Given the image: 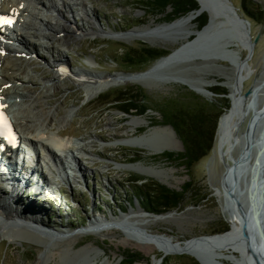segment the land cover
Masks as SVG:
<instances>
[{"label":"rangeland","instance_id":"obj_1","mask_svg":"<svg viewBox=\"0 0 264 264\" xmlns=\"http://www.w3.org/2000/svg\"><path fill=\"white\" fill-rule=\"evenodd\" d=\"M162 1L87 0L88 7L93 10L88 16L84 14V9L80 5L75 7V10L66 13L65 17L71 20L75 30L90 31L91 27L96 24V29L99 31L94 36L81 41H74L68 37L67 44H63L64 48H61L67 56L68 68L75 72L86 71L104 75L109 79L122 73L145 72L151 69L156 60L133 64L129 58L140 59L142 57L139 56L140 53L146 48L165 50L167 52L164 56L179 48L183 41L176 37L184 32L180 28L174 29L176 26L171 28L168 25L177 24L201 9L199 5L194 13L191 11L185 14L181 13L184 0H167L165 4ZM230 1L236 9H239L241 17L246 18L243 13V0ZM54 2L62 7L61 0H54ZM80 2L81 0L76 3ZM247 4L255 13L260 11L263 20L254 22L252 25L253 40L256 37H259V40L255 46L254 55L248 60L247 67L241 73V76L247 77L244 92H247L255 82L264 80V0H248ZM24 6L32 11L35 9L31 2H25ZM34 11L46 15L45 12ZM207 12L198 14L193 22L195 30L201 31L208 24ZM47 15H53V25L64 24V20L59 19L55 9ZM27 17L29 19L27 18L25 27L23 26L24 31L33 32L38 24L43 31H46L47 27L41 25L42 20L39 17L38 19L32 18L30 14ZM223 20L217 17L215 23ZM163 26L167 28L160 29ZM146 27L154 32L150 37L155 39L156 45L143 38L123 40L118 36L109 35L111 31L122 34ZM100 33L104 34L100 35ZM196 37L193 34L190 41ZM49 41L45 39L40 42L48 45ZM11 42L13 43H7L8 47L19 48L20 42ZM232 44L234 45L232 48L237 50L243 59L248 56L249 51L241 42L234 41ZM217 45L210 37L202 44L203 49L209 51L217 49ZM25 46L27 47L26 52L18 53L11 50L12 54H8L12 58H18L31 64L29 78L12 84L11 92L17 91L18 95H10L9 101L11 104L17 103L20 106L18 98L34 96L42 90H48L47 94L52 98L47 108L59 104L60 116L71 113L66 125L59 128V131L64 134L63 141L70 143L72 149V144L87 143L91 154L87 157L77 154L84 169L83 177L78 173L80 178L74 176L68 180L65 172H60L56 167H52L51 170L43 165L32 177L34 185L37 180L40 182L42 180L39 184L41 188L39 194L36 195L32 190L34 187L30 185L26 193L22 191L12 194L10 188H6L8 194L0 193V196L4 195L5 199L6 196H14L19 201V208L24 210L32 202V209L24 211L28 212V218L30 215L35 217L33 210L38 211L44 208V216H47V220L45 221L46 228L43 227V230L53 233L52 237L43 234L45 241L39 238L19 241L3 239L0 242V264H44L43 262L45 264H88L94 259V264H126L124 255L128 251L142 254L143 259L135 264H158L159 259H163L160 264L165 262L193 264L194 258L188 254L173 253L165 256L163 249L150 243L153 241L151 238L171 239L175 245L185 247L189 239L222 234L230 230L224 211L226 202L222 188L226 161L220 156L217 134L212 151L194 163L191 168L187 167L181 159L185 153V146L177 135L183 149L181 152L166 151L162 154H152L138 147L118 145L128 139L148 135L155 129L169 127L165 124L163 116L165 106L168 104L175 101L189 103L192 101L191 95L194 94L204 101L221 106L224 104V96L204 98L190 90L187 85L165 82L160 79V83L152 88L131 83L114 85L92 99H88L81 85L64 79L60 82V91L56 93L52 87H49L54 74L48 64L53 61L54 54L43 49L37 53L32 52V47L28 43ZM57 56L59 57V54H55V58ZM61 58L62 55L59 59ZM161 70L164 73L174 74V77L211 83L208 89L215 94L216 92L221 93V90H226L228 94H231V91L229 92L226 87L216 82H229L237 78L236 68L229 61L221 59L198 58L187 65ZM260 95L259 104L264 100V92ZM15 104L14 107L18 108L19 106ZM133 105H137L139 111L131 110ZM143 108H149V110L142 115L141 109ZM60 116L58 119L61 118ZM132 117L146 119L148 123L142 124L136 131H130L128 122ZM247 120L243 122L244 127L245 124L247 126ZM56 126L54 131L58 132L56 129L59 125ZM28 137L33 138L30 135ZM165 138V135L160 132H155L151 136V140L156 143ZM24 146V154L31 155L27 144ZM230 147V143L224 146L226 153ZM215 150L217 153L214 152ZM235 152L237 153L236 148H233L231 153L236 155ZM169 153L174 155L172 159L167 158L166 155ZM64 161L66 159L63 157ZM38 163L36 159L35 164ZM139 163L159 170L160 176L167 180L170 186L157 178L119 168L121 165ZM227 163L230 164L231 161ZM25 165V167L31 166L28 162H25ZM18 168L21 169L22 165H18ZM67 171L71 173L73 170L68 169ZM26 173L29 176L32 175L31 170ZM45 180H47L46 184H44ZM155 183L183 194V200L177 209L163 211L156 206L153 208L148 202L144 204L138 195L134 194L135 191L152 190V185ZM158 210L160 211L157 212ZM103 216L109 220L113 218L117 220L114 223L105 224L103 226L105 229H99L100 227L96 226L94 227L96 230L92 233L78 234V232L85 231L88 226L94 225L96 218ZM70 235L75 237L69 239ZM27 237L30 236L23 238ZM52 249L55 250L54 256L50 254ZM226 254L230 253L226 252ZM235 255L238 258L236 253Z\"/></svg>","mask_w":264,"mask_h":264},{"label":"bare ground","instance_id":"obj_2","mask_svg":"<svg viewBox=\"0 0 264 264\" xmlns=\"http://www.w3.org/2000/svg\"><path fill=\"white\" fill-rule=\"evenodd\" d=\"M61 1H62V7H59L54 2V0H0V14L3 12H10L14 15L16 14L19 15L18 23L22 25V27L23 26L25 27V24L27 23L26 19H24L23 17L24 16L27 17L28 14H30L32 18L35 17L36 19H38L39 17L42 20L41 25L43 26L46 25L47 27L46 31H43L40 28L39 24L38 27L36 26L37 28L33 29V32L24 31L25 29L24 30L9 29L8 30L9 34H8L7 30L5 31L6 33L2 31L3 39L11 40V41H19L21 47H19L18 50H14L10 46L6 47L5 43L0 39V52L6 51V53H8L11 52V50L13 52H18V53H22L24 51L26 52L27 47L25 46V44L27 45V43L32 47V52L37 53L41 49L47 50L48 52H52L54 54L53 56L54 59L48 65L49 67L52 68L54 75L52 77L53 81L49 85V87L50 88L52 87L54 92L57 93L60 91V85H61L60 82H62L64 79H68L73 83H77L78 85H81V87L85 89L88 99H92L96 97L101 92L114 85L131 83V84H142L148 88H152V86L156 85L157 83H160V80L165 82L181 83L187 86H191L193 89L197 90L200 93H206L207 91H210L208 88L210 87L211 83L194 82L189 79L174 77V74L171 73H164L161 70L164 68L162 67L164 66L162 62H159L156 65H154V67L151 68V71L147 75L132 76V75L119 74L110 79L107 76L98 75V74L96 75L93 74L92 72H86V71L75 72L70 70L67 65V56L65 54V51L61 49L64 48L63 44H67L66 41L68 37H71L72 38L71 40L74 41H81L89 38L90 36H94L96 33H99V31L96 29L97 28L96 24H94L91 27L90 31L86 30L82 32L79 30H75L74 29L75 27L74 28L72 27L71 20L68 17L67 18L65 17L66 13L75 10V7H78L79 5L84 9V14L86 16L92 13L93 10L88 7L87 0H81L80 3H76L77 1L80 0H77L75 3L72 2L74 0H61ZM199 1L203 5V9H199L197 13H194L191 16L180 20V22L177 24L168 25L171 28H174L176 26L174 29L180 28L183 30L184 34L178 35L176 37L177 39L183 41L182 44L183 46L186 45L188 42H191L190 37L193 34H195L196 36H199L201 34V31L195 30L193 26L194 20L197 18L198 14H200L199 11H201V13L204 11H208V12L211 11V13H213L211 8L207 5L206 0H199ZM25 2H31L34 5L35 8L34 10L36 11L39 10V12H45L46 15L42 13H36L34 10L33 11L29 10L30 8L24 7ZM54 9L57 11L59 19L64 20V24L57 23L56 26L53 25L52 22V20H54V18H52L53 15L48 16L47 14L50 15V11ZM20 16L22 18H20ZM211 18L215 22L217 16L213 13L211 14ZM164 28H167V26H163L160 29H164ZM101 34L104 33H100V35ZM153 34L154 32L150 31V29L147 27L138 28L129 33L120 34V33H114L112 31L109 33L110 36H115V37L118 36V38L123 40L143 38L146 41L150 42L151 44L156 45L154 41L155 39L150 37L153 36ZM45 39L50 40L48 45H45L44 43L40 42L41 40H45ZM241 43L249 51L250 43L249 42H241ZM55 54H59V57H61L62 55V58L59 59L58 56L55 58ZM249 59L250 58H248V60ZM19 61L21 60L18 58H12L10 56L2 57V55H0V96H1L0 105L4 106L7 109V111H9V113L11 114L15 122L17 131L22 138V142L24 144L29 143L28 147L31 150L30 151L31 155H29V159H27L26 162L31 163V166L25 167L24 164L21 170H16L12 166L10 167L9 165L8 170H6L5 172L4 170H2V175L0 176V193L6 192V194H8V189L6 188H10V190H12V194L22 191L26 193L27 191L26 189L30 185L34 187L32 190L37 195V193L39 194V191L41 190L39 184L42 182V180L41 182L40 180H37L38 184L36 183V185H34L35 183L33 184L34 180L32 179V177L34 174L39 172L40 166L44 165L45 167H48L51 170L52 167H58L61 169L60 172L66 173V177L68 180L74 176L80 178L79 174H81L83 177L84 169L83 166H81V159L78 157L77 154L87 157L91 153L87 147L88 146L87 143H82L80 145L72 144L73 146L72 149L70 148L71 147L70 143H65L63 141L64 134L61 131H59V128H61V126H63L64 124L66 125V122L70 118L71 113H65L64 115L60 116L59 104L47 108V105L50 104V100L52 98L47 94L49 92L48 90L47 91L42 90L34 96H24L23 97L24 99L20 97L18 98V100H20V106L16 103L19 107L15 110L10 109L7 103V99L10 97V95L13 92L16 95L18 94L17 91L11 92L13 88H6L5 86L16 84L19 81H23L26 78H29V72H30L29 66L31 64L29 65L26 62L23 61L19 62ZM155 69H158L156 73L153 72V70ZM158 73H162L161 74L162 76H158ZM236 81L237 78L226 83L227 87L231 91V96L234 101L239 97L237 92ZM263 83L264 80L256 83L253 87L252 92L254 93L258 88L262 86ZM259 92L260 93L264 92V87ZM213 96H207V97L212 99ZM251 101H252V96L248 99L247 108ZM261 109L262 107L259 108V110ZM58 115L61 117L60 119H58L59 117ZM254 117H256V114L254 115L252 108L244 110L243 114L238 112V110L236 109L228 110L221 117L220 127L217 134V146L221 153L220 156L226 161L225 175L226 174L229 175L228 179L231 178V174H232L231 170L235 165L236 166L239 165V168H243L241 166V163L244 162L245 154L246 152H248V147L246 146L245 134L249 122ZM246 119H248L247 126L245 124L244 127L243 122ZM145 123H148L146 119L132 117L131 120L128 122V125L130 126V131H136L139 127H141L142 124ZM57 124L59 125L58 128L56 129L58 130V132H55L54 128L57 127L56 126ZM244 129L245 132H243ZM155 132H160L164 134L166 138L158 143L153 142L151 140V136ZM29 135L32 136L33 138H29L28 137ZM228 143L231 144V147L228 153H226L224 150V146ZM122 144H126L132 147H138L142 150H147L152 154H162L166 151H174V152L183 151L181 142L177 139L176 134L174 133L171 127L155 129L148 135L146 134L145 136L140 138L139 137L131 138L119 143L118 145H122ZM22 148L23 147L19 146L17 148V151L21 153L23 151ZM233 148H236L237 151V153L235 152L236 155H233L231 153ZM214 152L217 153L216 150ZM63 157L66 159V161L64 162H63ZM36 159H38L39 161L37 165L35 164ZM254 159L255 158H252L251 162L249 164H246L245 167L249 166L252 170H254L255 169ZM227 161H231V163L228 164ZM50 164L53 165L51 166ZM69 166L71 168H69ZM119 168L123 170L136 171L142 175L157 178L162 183L170 186L167 180H165L162 176H160L161 172H159V170H157L154 167H145L141 163H139L134 165H121L119 166ZM68 169L73 171L71 173H67ZM29 170L32 171L31 176H29L26 173ZM248 181H249V177L247 178V182ZM46 182L47 180H45L44 184H46ZM241 183H242L241 187H243L244 182ZM3 185L4 186L7 185V186L4 187ZM31 203L28 205V208L24 210L22 208H19V201H17V199L14 196H10V197L6 196V199L4 195L0 196V242L6 238L11 239L12 241L26 240L31 238L32 239L39 238L45 241L43 238V234L44 235L46 234L45 236L48 235V237L53 236L52 232H44L43 230V227L46 228L45 221L47 220V216L46 215L44 216V208H40L38 209V211L33 210L32 212H34L33 215L35 217L30 215V217L28 218V212H24V211H27L28 209H32L33 206ZM225 213H226V220H228L229 222L231 221L234 224L235 220L230 215V213L226 211ZM116 220H117L116 218L109 220L105 216L101 218H96V222L93 223L94 225L88 226L85 231L78 232V234L84 235L87 233H92L96 230V229L94 230V227L96 226L100 227L99 229H103L104 228L103 226L105 224L108 225L114 223L116 222ZM71 235L69 239L75 237V236L72 237ZM24 236H30V237L23 238ZM151 239L153 241L150 243L163 249L165 251V256L171 255L173 253L175 254L176 252L188 251L190 253L195 254L197 257L199 256V259L203 262V264H209L206 262L204 258L198 255L197 252L192 250V248H190L187 244L185 247H182L180 245H175L171 239L157 238V237ZM70 242H72V240ZM52 250L50 251V254L54 256L55 250H53V252ZM217 253L218 252H216V254ZM218 255L221 256L219 260L222 262L223 261L231 262L233 260V259L231 260V257L224 258L220 253H218ZM225 255L228 254L225 253ZM236 259L233 260V262H236L237 261ZM94 261L95 259L93 260V262L88 264H94ZM161 262H158V264H160ZM43 263L45 264V262Z\"/></svg>","mask_w":264,"mask_h":264},{"label":"water","instance_id":"obj_3","mask_svg":"<svg viewBox=\"0 0 264 264\" xmlns=\"http://www.w3.org/2000/svg\"><path fill=\"white\" fill-rule=\"evenodd\" d=\"M203 9V5L196 0ZM207 5L212 12L223 21L214 22L211 19V11L208 24L201 30V34L186 45H180L179 48L172 50L168 55L162 56L156 60L155 64L162 62L164 68L173 66L187 65L195 59H224L236 68V85L239 97L234 101L231 94L224 97L230 100V109H236L240 113H244L246 109H253L256 117L251 119L246 130V146L248 152L245 154L244 162L233 167L231 178L228 174L224 175L222 188L225 194V211L229 212L234 218V224L227 220L230 230L211 236L195 237L186 241V244L192 248L198 255L206 260L209 264H225L219 260L220 253L224 258L231 257L236 259L235 253L238 255L234 264H264V100L259 104L260 90L264 87V83L254 93L252 92L255 83L251 88L244 92V83L247 77L241 76L242 69L247 67L248 58L254 55L255 46L259 37L253 40L252 27L248 19L241 17L239 9H236L230 0H206ZM193 11L192 13H194ZM201 13V11H199ZM210 37L213 42L217 43V49L209 51L203 49V42ZM234 41L249 42L248 56L243 59L239 52L232 47ZM165 49V47H162ZM243 59V61L241 60ZM240 61L242 63H240ZM152 66V68L154 67ZM241 69V70H240ZM158 69L153 70L156 73ZM151 69L145 72L122 73L125 75H147ZM180 72V71H179ZM183 74L182 72H180ZM158 73V76H162ZM183 76H185L183 74ZM187 77V76H185ZM188 78V77H187ZM218 85L227 87V82ZM188 88L204 98L207 96H219L212 91L200 93L191 86ZM252 96V101L247 108L248 99ZM262 107L261 110L259 108ZM219 120V127H220ZM177 135L174 128L169 125ZM218 127V131H219ZM217 131V134H218ZM178 136V135H177ZM255 158V169L249 166L245 167ZM239 168V169H238ZM249 181L247 182V178ZM243 178V179H242ZM243 180V187L241 182ZM216 252H218L216 254ZM230 253L225 255V253ZM175 254H188L195 258L199 264L203 262L195 254L188 251L176 252ZM163 259H159L161 262Z\"/></svg>","mask_w":264,"mask_h":264},{"label":"trees","instance_id":"obj_4","mask_svg":"<svg viewBox=\"0 0 264 264\" xmlns=\"http://www.w3.org/2000/svg\"><path fill=\"white\" fill-rule=\"evenodd\" d=\"M166 1L167 0H163V4H165ZM184 1V8L181 13L188 14L199 8V4L196 0ZM247 1L248 0H243V13L246 19L250 21L252 27L254 22H261L263 16L260 11L257 13L252 11ZM166 52L167 51L161 49L146 48L140 53L141 55L139 56H142L140 59H136L137 57H130L129 61L133 64H143L148 60H155L164 56ZM216 94L225 96L228 92L226 90H221V93L216 92ZM191 100L192 101L189 103L175 101L174 103L168 104L165 106V111L163 113L165 124L171 125L184 143L185 153L182 155L181 159L184 160L189 168L212 151L217 134L219 118L226 110H229L231 106L230 100L226 97H224V104L221 106L204 101L201 97L194 94L191 95ZM131 110L139 111V107L133 105ZM148 110L149 108L141 109V114H145ZM166 156L169 159L174 157L171 153ZM134 194L136 196L138 195V198H140L144 204L148 202L153 208L156 206L163 211L177 209L183 200V194L172 191L156 183L152 185V190L135 191ZM124 257L126 264H135L143 259L141 253H132L130 251L126 252ZM193 261V264H199L195 258ZM164 264H168V262Z\"/></svg>","mask_w":264,"mask_h":264},{"label":"snow or ice","instance_id":"obj_5","mask_svg":"<svg viewBox=\"0 0 264 264\" xmlns=\"http://www.w3.org/2000/svg\"><path fill=\"white\" fill-rule=\"evenodd\" d=\"M12 23L13 21L4 17H0V27H3L4 25H11Z\"/></svg>","mask_w":264,"mask_h":264},{"label":"flooded vegetation","instance_id":"obj_6","mask_svg":"<svg viewBox=\"0 0 264 264\" xmlns=\"http://www.w3.org/2000/svg\"><path fill=\"white\" fill-rule=\"evenodd\" d=\"M159 59V58H158ZM155 60H157V59H155Z\"/></svg>","mask_w":264,"mask_h":264}]
</instances>
